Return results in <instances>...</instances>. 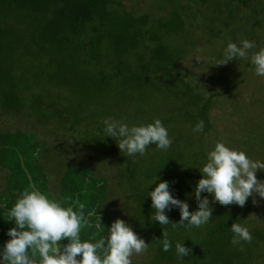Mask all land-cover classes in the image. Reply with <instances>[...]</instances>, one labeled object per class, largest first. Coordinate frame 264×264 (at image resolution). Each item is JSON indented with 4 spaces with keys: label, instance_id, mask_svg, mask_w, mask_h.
<instances>
[{
    "label": "rangeland",
    "instance_id": "obj_1",
    "mask_svg": "<svg viewBox=\"0 0 264 264\" xmlns=\"http://www.w3.org/2000/svg\"><path fill=\"white\" fill-rule=\"evenodd\" d=\"M128 1L124 3L130 9L148 11V0H135V5L134 0ZM160 1L156 0V3ZM253 21L252 40L245 32L250 23H245L243 17L230 19V28L223 25L222 20L214 22L221 30L219 36L203 35L200 29L191 30L186 36L188 51L179 65V69L192 76L191 80L206 92L211 88L221 91L225 84H229L230 92L236 90L234 99L237 98L240 105L251 102V98L256 100L250 107L251 115L259 113L260 103L264 101V86L262 89L259 86L261 83L264 85V76H257L253 65L246 64L250 63V59L238 58L225 64L216 63L223 58V51L229 42L239 44L244 39L253 41L256 44V48L251 49L253 52L264 47V13L255 15ZM198 34L202 37H197ZM175 44L178 46V43ZM251 50L249 57L253 53ZM83 70L87 74L77 75L76 85L40 84L33 87V92L26 98L27 106L17 104L15 112L8 109L9 114H18L16 116L4 114L0 109V131L12 135L1 139V145L5 146L0 145V155L17 151L9 145L18 142L20 137L15 132L20 130L26 135L24 142L30 147L29 151L36 147L37 154L26 159L28 154L25 153L24 161L31 174L37 172L41 175L38 184L43 192L45 190L49 195L57 196L68 173V180L76 175L77 183L81 181L87 187L92 184L89 192L96 198L93 183L98 180L102 192V196L98 197L101 198L98 206L103 212L106 229L114 219L120 218L149 243L146 252L133 255L132 264H264V199L254 194V198L250 197L243 207L212 202L211 221L196 228L173 227L171 224L161 226L152 221L155 210L151 209V198L147 196L157 181L148 184L157 176L169 181L172 194L186 200L189 210H194L197 205L191 195L192 188L200 178L198 169L205 162L207 151L217 141L225 142L231 148L235 143L239 146L234 149L246 152L249 158L264 160L262 128L255 132L252 123L248 127L252 130L245 132L240 140L239 128L235 126L237 120H234L230 109L232 101L222 96L215 98L216 103L211 110L213 128L202 137L200 132H192L187 123L178 121L176 107H172L177 105L176 99H168L164 87L156 86L153 89L142 82H130L136 71L128 73L123 70L119 79L128 83L118 79L96 88L89 84V76L99 71L93 68L88 70L87 67ZM156 77L150 76L151 81L158 82ZM43 100L47 105L41 104ZM105 118L122 120L130 126L151 123L158 118L168 129L172 144L167 150L150 145L144 155L129 157L118 149V140L106 136ZM256 144L261 148L256 149ZM39 167L42 169H37ZM11 173L10 169L0 165V202L2 199L12 202L19 194L13 190L18 181L14 178L16 173ZM44 174L46 178L43 179ZM257 178L264 179V172L258 171ZM26 185L21 184L20 189ZM53 199L58 201V198ZM209 199L211 201L210 196ZM175 211L178 209L167 212L171 222L179 221L178 216L172 217ZM235 222L249 228L253 237L250 243L231 244L233 234L230 225ZM164 232L173 242L168 252L162 249ZM178 241H183L191 249V254L183 260L178 259L175 253V243Z\"/></svg>",
    "mask_w": 264,
    "mask_h": 264
},
{
    "label": "trees",
    "instance_id": "obj_2",
    "mask_svg": "<svg viewBox=\"0 0 264 264\" xmlns=\"http://www.w3.org/2000/svg\"><path fill=\"white\" fill-rule=\"evenodd\" d=\"M148 1V11L142 12L130 9L124 3L128 0H0L1 111L12 117L18 115L9 114V110L15 112L17 104L27 106L26 98L33 92V87L40 84L76 85V76L87 74L83 70L87 67L88 70L99 71L89 76L92 87L118 80L123 70L128 73L136 71L130 82H142L153 89L164 87L167 98L176 99L177 105L172 107H176L178 121L187 123L192 132L198 121H204V130L200 132L202 137L213 128L211 110L215 106V98L222 96L232 101L230 109L234 120H237L235 126L239 128L240 140L245 132L252 129L256 132L262 128L264 132V101L260 103L259 113L251 115L250 107L256 102L253 98L251 102L240 105L238 99H234L236 90L230 92L229 84H225L221 91L211 88L206 92L191 80L192 76L179 69L188 51L186 36L191 30L200 29L203 35L219 36L221 30L214 22L222 20L223 25L229 27L230 19L243 17L245 23H250L245 32L252 37L253 19L255 15L264 13V0H161L159 4L156 0ZM133 4H136L135 0ZM199 34L197 37H202ZM152 75H157L159 83L151 81ZM119 81L128 83L127 80ZM259 86L262 89L264 85L261 83ZM41 102L46 104L44 100ZM252 123L254 127L248 129ZM8 133L0 131V142H3L2 138L12 136ZM15 133L20 138L9 146L17 151L3 152L0 165L10 169L12 175L16 173L14 178L18 183L13 190L20 195L29 185L42 191L38 184L41 175L37 172L31 174L24 161L25 153L28 154L26 159L37 154L36 147L30 152V147L24 142L26 135L20 130ZM233 145L234 148L239 146ZM255 148L261 147L256 144ZM32 169L35 170L34 167ZM78 174L81 175L80 172ZM42 177L44 179L46 175ZM77 178L73 175L68 180L67 173L57 196L49 195L45 190L44 193L77 210L78 202L84 203L88 225L82 228L81 239L95 242L107 236L103 212L98 206L101 199L98 197L102 196L98 187L100 182L93 183L94 198L89 192L92 184L87 187L81 181L77 183ZM21 184L27 185L20 189ZM6 200L0 202V247L10 239L6 233L13 226L7 220V211L16 199L12 202ZM176 216L180 219L179 211L172 215L173 218ZM61 243H67V240Z\"/></svg>",
    "mask_w": 264,
    "mask_h": 264
},
{
    "label": "clouds",
    "instance_id": "obj_3",
    "mask_svg": "<svg viewBox=\"0 0 264 264\" xmlns=\"http://www.w3.org/2000/svg\"><path fill=\"white\" fill-rule=\"evenodd\" d=\"M254 48L255 42L247 39L239 44L229 42L223 51V58L216 64L238 58L250 59L255 74L264 76V47L249 57V50ZM103 123L106 136L118 140V149L129 157L144 155L150 145L167 150L172 144L168 129L158 118L151 123L131 126L115 118H105ZM204 126L203 120L198 121L193 132H202ZM198 170L200 178L191 193L197 206L191 211L186 200L172 194L169 181L156 176L149 182L148 185H151L157 181L147 195L151 198V209L155 210L152 221L161 226L171 224L173 227L199 228L211 221L212 202L243 207L250 197L254 198V194L264 199V179L257 178L258 171L264 172V160L251 159L246 152L231 148L225 142L214 143ZM174 208L180 214L178 222H171L167 215ZM84 209V203L78 202L77 210L29 185L7 211V220L13 226L6 233L10 239L0 247V264H132L134 254L147 251L149 243L120 218L111 222L106 237L95 242L82 240L81 230L88 225ZM98 220L97 226L100 225ZM230 231L233 234L232 245L250 243L253 239L249 228L242 223H231ZM163 236L162 249L168 252L173 242L168 239L167 232ZM65 239L67 243L62 244ZM175 253L178 259L183 260L191 254V249L183 241H178Z\"/></svg>",
    "mask_w": 264,
    "mask_h": 264
}]
</instances>
